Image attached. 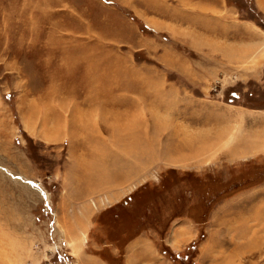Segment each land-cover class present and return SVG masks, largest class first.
<instances>
[{
  "label": "rangeland",
  "instance_id": "rangeland-1",
  "mask_svg": "<svg viewBox=\"0 0 264 264\" xmlns=\"http://www.w3.org/2000/svg\"><path fill=\"white\" fill-rule=\"evenodd\" d=\"M130 1L0 0V264H123L140 230L191 264L211 211L264 209V63L204 73ZM226 1L264 31L253 0ZM87 83L119 107L100 112ZM93 172L122 177L99 192ZM182 217L200 231L179 257L160 237Z\"/></svg>",
  "mask_w": 264,
  "mask_h": 264
},
{
  "label": "crops",
  "instance_id": "crops-1",
  "mask_svg": "<svg viewBox=\"0 0 264 264\" xmlns=\"http://www.w3.org/2000/svg\"><path fill=\"white\" fill-rule=\"evenodd\" d=\"M253 5L264 15V0H253ZM130 8L139 10L142 16L144 12L147 13V22L167 31L176 41L185 42L197 52L202 51L200 54L207 59L208 64L204 73H228L237 67V73L251 74L255 71L251 70L250 60L255 61V65L264 63V31L256 27L253 21L236 17L237 8L226 0H179V6L174 7L166 0H131ZM190 68L191 64L186 67V72L194 73ZM89 88L87 83V90ZM89 90L93 92H87L85 99L89 103L98 102V110L101 112L100 104L108 106L107 100L102 98L100 88ZM113 99L117 100V97L113 96ZM112 107L119 106L115 102ZM75 109H70L71 116ZM100 115L106 116L102 113ZM109 120L104 118L102 121ZM86 122L91 120L87 119ZM89 138H92V133ZM78 161L82 166L83 160ZM94 174L89 175V180L93 182L96 181ZM80 175L83 176V173ZM111 175L100 186L95 182V191L97 187L99 192L105 190L121 180V173ZM123 193L110 191V203L117 202ZM87 209L90 211L89 206ZM78 214L73 212L74 216ZM205 219V235L199 240L196 257L191 264H257L258 261L251 257L261 253V245L264 243V209L249 212L213 210ZM192 220L189 217L173 219L163 237H160L176 256L183 255L184 249L198 236L200 228ZM150 234L140 230L128 239L121 254L123 264H174L162 253L156 239ZM82 264H107V261L96 252L88 253L84 250Z\"/></svg>",
  "mask_w": 264,
  "mask_h": 264
},
{
  "label": "bare ground",
  "instance_id": "bare-ground-1",
  "mask_svg": "<svg viewBox=\"0 0 264 264\" xmlns=\"http://www.w3.org/2000/svg\"><path fill=\"white\" fill-rule=\"evenodd\" d=\"M89 56H90V55H89ZM88 76H89V75H88ZM95 82H96V81H95ZM48 95L51 96V94H48ZM96 95H97V94H96ZM143 95L146 97V94H145V93H144ZM156 97H157V96H156ZM106 98H107V97H106ZM114 102H115V101L113 100V97H110V98L108 97V98H107V102H106V103L108 104V106H109L110 104H112V105H111V107H112ZM256 130H257V129H256ZM257 132H260V131L258 130ZM257 132H256V133H257ZM222 135H223V132L219 133V134H218L219 138H220V136H222ZM230 135H231V134H230ZM219 138H218V139H219ZM263 141H264V139H263ZM255 148H256V147H255Z\"/></svg>",
  "mask_w": 264,
  "mask_h": 264
}]
</instances>
